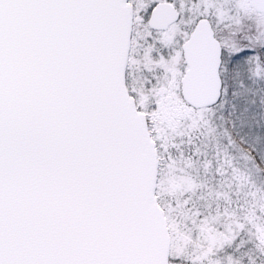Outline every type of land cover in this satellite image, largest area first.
Instances as JSON below:
<instances>
[{"label":"snow or ice","instance_id":"6c2138e0","mask_svg":"<svg viewBox=\"0 0 264 264\" xmlns=\"http://www.w3.org/2000/svg\"><path fill=\"white\" fill-rule=\"evenodd\" d=\"M260 180L264 0H0V264H264Z\"/></svg>","mask_w":264,"mask_h":264},{"label":"rangeland","instance_id":"374dc122","mask_svg":"<svg viewBox=\"0 0 264 264\" xmlns=\"http://www.w3.org/2000/svg\"><path fill=\"white\" fill-rule=\"evenodd\" d=\"M181 178H177V184H179ZM257 191H264V180H260L257 182ZM256 230L257 232H261L262 230H264V225H256Z\"/></svg>","mask_w":264,"mask_h":264}]
</instances>
